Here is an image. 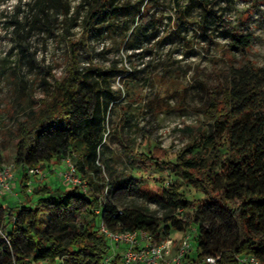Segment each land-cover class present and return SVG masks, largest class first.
I'll list each match as a JSON object with an SVG mask.
<instances>
[{"label":"trees","instance_id":"trees-1","mask_svg":"<svg viewBox=\"0 0 264 264\" xmlns=\"http://www.w3.org/2000/svg\"><path fill=\"white\" fill-rule=\"evenodd\" d=\"M195 1L203 8L197 23L204 40L212 42L221 27L224 32L230 31L225 17L210 6L211 0ZM85 2L84 24L77 35L71 30L78 25L77 11L74 13L68 0H32L38 12L33 22L40 30L53 32L56 17L62 16L66 67L64 74L48 86L45 96L30 104L15 121L13 163L20 171L26 201L0 204V264H99L110 245L100 233L98 221L111 229L142 228L154 242L170 236L172 229L185 231L197 224L191 227L197 232L193 260L219 255V264H241L237 257L254 255L264 264V67L247 58L229 67L228 82L221 94L217 88L209 90L204 109L209 128L174 160L166 159V152L156 146L146 153L128 150L129 157L138 159L142 168L151 164L168 168L182 183L199 191L201 200L187 199L181 191L182 183L171 181L160 191L157 210L136 204L120 207L111 200H101L100 185L86 168L100 169L95 161L103 144L105 124L111 121L109 104L121 95L119 89L111 87V78L127 68L124 64L118 66L116 60L109 65L93 62L89 35L116 25L127 29L124 18H109H134V11L140 9L119 0ZM189 8H176L175 33L187 22ZM148 19L140 16L132 30H147L158 20L151 16ZM250 41V34L233 33L230 46L245 56ZM19 45L25 46L23 41ZM122 121L129 123L125 118ZM6 145V140L1 139L0 168ZM67 155L74 160L78 157L75 162L87 184L86 191L66 183L56 187L38 183L28 192L29 168L41 170L52 160ZM110 186L114 185L108 182L105 196L108 191L113 195L118 190L125 194L139 191L131 180L120 182L117 190L111 191ZM194 206V219L178 216ZM85 210L92 215L78 225L77 217Z\"/></svg>","mask_w":264,"mask_h":264},{"label":"rangeland","instance_id":"rangeland-1","mask_svg":"<svg viewBox=\"0 0 264 264\" xmlns=\"http://www.w3.org/2000/svg\"><path fill=\"white\" fill-rule=\"evenodd\" d=\"M68 1L74 13L77 11L78 25L71 30L78 35L84 24L87 3L85 0ZM119 2L131 3L140 9V12L134 11V18L130 15L109 18L115 21L124 18L127 29L116 25L89 35L93 62L109 65L116 60L118 66L124 64L127 71L111 78V87L119 89L121 95L109 104L108 117L112 122L105 124L103 144L95 161L100 169H86L100 185L97 187L101 200H111L120 207L136 204L157 210L160 191L171 181L182 183L181 178L162 165L142 168L138 159L129 157L128 150L146 153L156 146L166 152V159L174 160L209 128L204 113L209 90L217 88L221 94L228 82L229 67L239 65L245 58L264 67V0H211L210 6L225 17L230 31L219 28L209 43L199 32L197 22L203 8L195 0ZM185 5L190 6L187 22L175 33L176 8ZM35 15L38 12L32 0H0V140L7 142L2 166L13 163L17 142L15 121L30 104L45 96L48 86L64 74L66 67L67 45L62 35L65 28L62 16L56 17L53 32H45L33 22ZM143 15L147 21L149 16L158 20L147 30L139 27L133 31ZM233 33L250 34L245 56L231 48ZM19 41L25 46L21 47ZM75 160L78 163V157ZM64 168L63 159H54L37 173L29 174L28 192L38 183L64 186L61 177ZM12 172L15 178L11 190L0 191V204L18 205L26 201V193L21 190L20 171L14 167ZM123 180H131L139 189L138 193L125 194L118 190L115 195L108 191L105 196L108 182L114 185L110 186L112 191L119 189L118 184ZM181 191L194 202L203 197L186 182L182 183ZM196 210L194 206L178 216L192 220ZM91 215L88 210L83 211L77 217V224L86 223ZM193 226L197 224H192L189 230ZM182 234L183 231H170L176 241ZM192 236L190 259L193 260L196 230Z\"/></svg>","mask_w":264,"mask_h":264},{"label":"built area","instance_id":"built-area-1","mask_svg":"<svg viewBox=\"0 0 264 264\" xmlns=\"http://www.w3.org/2000/svg\"><path fill=\"white\" fill-rule=\"evenodd\" d=\"M65 168L61 177L67 185H77L86 191L87 184L81 179L77 165L72 156L67 155L64 159ZM14 163L0 168V191L11 190L15 174L12 172ZM28 172H38L36 168H29ZM29 183V182H28ZM30 190V188H28ZM95 212H99L96 209ZM121 213V210H119ZM99 231L107 239L110 251L104 255L99 264H219V255H208L201 259L192 258V233L195 228L183 231L176 241L173 236L153 241V237L146 230L139 228L134 230L111 229L100 221ZM237 260L241 264H262L254 255L240 256ZM58 264H63L60 262Z\"/></svg>","mask_w":264,"mask_h":264}]
</instances>
